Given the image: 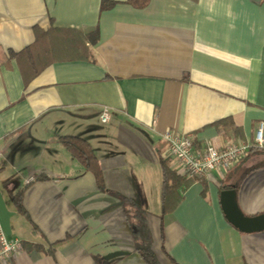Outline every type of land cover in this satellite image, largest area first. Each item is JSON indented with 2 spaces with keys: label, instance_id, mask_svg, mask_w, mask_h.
I'll use <instances>...</instances> for the list:
<instances>
[{
  "label": "crops",
  "instance_id": "1",
  "mask_svg": "<svg viewBox=\"0 0 264 264\" xmlns=\"http://www.w3.org/2000/svg\"><path fill=\"white\" fill-rule=\"evenodd\" d=\"M35 27L93 31L91 56L26 80L19 53ZM260 121L264 0H0V193L22 245L3 264H149L120 196L147 212L159 264H264V231L242 233L220 204L235 187L245 214L264 213V148L197 177L162 211L166 132L222 149L252 144ZM61 136L90 143L103 186Z\"/></svg>",
  "mask_w": 264,
  "mask_h": 264
},
{
  "label": "trees",
  "instance_id": "2",
  "mask_svg": "<svg viewBox=\"0 0 264 264\" xmlns=\"http://www.w3.org/2000/svg\"><path fill=\"white\" fill-rule=\"evenodd\" d=\"M136 7H144L149 0H128ZM114 2L106 1L103 8L109 7ZM36 42L28 46L19 53L21 56V70L24 78H32L39 75L55 59H80L91 56L88 51L87 42L94 41L93 31L83 32L81 30H71L52 27L47 31L35 27ZM229 120H222L218 126L225 128ZM229 126V125H228ZM231 129L234 127H230ZM236 129V128H234ZM62 144L72 152L74 157L89 170H91L100 186H103L102 168L90 143L84 138L77 136H61ZM258 148H252L254 151ZM174 159L162 158L163 191H162V211L169 213L173 211L183 199L181 190L194 182L197 177L181 175L175 168ZM120 200L125 208L130 223L132 236L136 249L144 256L149 264H159L152 251V236L147 223V212L131 198L120 196ZM21 193L15 196V203L20 210H23L21 203Z\"/></svg>",
  "mask_w": 264,
  "mask_h": 264
},
{
  "label": "built area",
  "instance_id": "3",
  "mask_svg": "<svg viewBox=\"0 0 264 264\" xmlns=\"http://www.w3.org/2000/svg\"><path fill=\"white\" fill-rule=\"evenodd\" d=\"M103 122L109 121L110 110L104 107L100 115ZM168 145L167 158L181 167L183 175L189 177L208 176L214 171L228 168L242 161L252 148H264V121L258 123L252 144L228 142L222 149L206 145L198 148L189 135L168 131L163 136ZM31 176L28 181H33ZM20 240L9 238L0 216V264L7 262L11 256L22 248Z\"/></svg>",
  "mask_w": 264,
  "mask_h": 264
},
{
  "label": "water",
  "instance_id": "4",
  "mask_svg": "<svg viewBox=\"0 0 264 264\" xmlns=\"http://www.w3.org/2000/svg\"><path fill=\"white\" fill-rule=\"evenodd\" d=\"M222 210L230 223L240 231L251 233L264 231V213L250 216L244 213L238 202V191L235 187L226 188L220 193ZM13 212L8 210L0 193V216L8 234H11L10 218Z\"/></svg>",
  "mask_w": 264,
  "mask_h": 264
}]
</instances>
